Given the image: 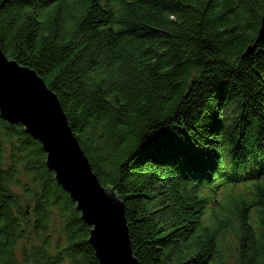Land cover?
<instances>
[{"label":"trees","instance_id":"16d2710c","mask_svg":"<svg viewBox=\"0 0 264 264\" xmlns=\"http://www.w3.org/2000/svg\"><path fill=\"white\" fill-rule=\"evenodd\" d=\"M263 14L264 0H0V48L60 98L141 264H264ZM46 157L0 115V264H101Z\"/></svg>","mask_w":264,"mask_h":264},{"label":"water","instance_id":"95a60500","mask_svg":"<svg viewBox=\"0 0 264 264\" xmlns=\"http://www.w3.org/2000/svg\"><path fill=\"white\" fill-rule=\"evenodd\" d=\"M264 38V14L258 40ZM0 115L39 140L46 164L91 227L90 243L101 264H141L134 254L125 202L105 187L75 135L58 95L28 66L0 48Z\"/></svg>","mask_w":264,"mask_h":264},{"label":"rangeland","instance_id":"374dc122","mask_svg":"<svg viewBox=\"0 0 264 264\" xmlns=\"http://www.w3.org/2000/svg\"><path fill=\"white\" fill-rule=\"evenodd\" d=\"M199 170L198 169H196V173H199L198 172ZM230 238V237H229ZM24 240H25V242H23L24 244H26V243H33V241H31L29 238H24ZM30 241V242H29ZM21 244V243H20ZM234 250V247H233V245L232 246H230V248H229V250L227 251V253L226 254H230L232 251ZM232 257H233V254L231 253L230 254V257L229 258H225L226 259V262H225V264H232L231 262H232Z\"/></svg>","mask_w":264,"mask_h":264}]
</instances>
